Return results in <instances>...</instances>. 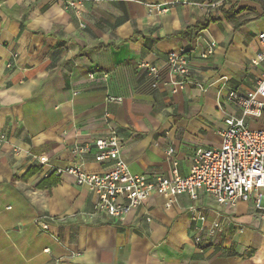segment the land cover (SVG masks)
I'll return each instance as SVG.
<instances>
[{
    "label": "crops",
    "instance_id": "crops-1",
    "mask_svg": "<svg viewBox=\"0 0 264 264\" xmlns=\"http://www.w3.org/2000/svg\"><path fill=\"white\" fill-rule=\"evenodd\" d=\"M172 1L84 0L76 11L63 0H0V264H264V221L248 204L221 206L204 193L197 203L154 196L116 222L90 216L96 198L71 175L39 186L81 162L72 149L92 145L109 123L131 172L150 179L171 176L173 160L187 177L198 150L221 146L226 115L239 114L230 92L245 96L261 75L253 61L264 0H228L220 9L243 25L217 10V22L187 39L173 35L206 18L201 5L209 0ZM175 49L189 52L198 85L176 94L164 84ZM143 62L161 69L158 88ZM92 157L85 172L109 169ZM193 205L223 226L203 252Z\"/></svg>",
    "mask_w": 264,
    "mask_h": 264
},
{
    "label": "built area",
    "instance_id": "built-area-1",
    "mask_svg": "<svg viewBox=\"0 0 264 264\" xmlns=\"http://www.w3.org/2000/svg\"><path fill=\"white\" fill-rule=\"evenodd\" d=\"M70 8L80 11L84 0H63ZM191 0H173L172 5L191 4ZM228 0H209L202 4L208 14L224 7ZM160 9V7H159ZM165 11V10H162ZM261 45L253 63L261 65L262 71L254 91L245 96L231 91L229 101L239 114H228L220 135L222 143L219 148L198 150L192 159V167L187 177H181L178 163L172 161L171 176H157L153 179L145 175H134L122 158V143L117 129L108 124L106 132L92 145H76L74 155L82 157L81 162H73L63 168L54 170L55 177L71 175L76 184L86 186L96 198L94 213L90 216L106 215L116 222H123L135 209L144 205L154 196L165 197L174 201L182 195H188L197 203L200 194L213 198L221 206H235L238 203L250 205L254 215L264 221V129L250 124L251 119L264 115V33L259 35ZM216 47V42H212ZM210 53H213L210 50ZM191 57L186 49H175L168 53L165 60L166 70L172 80L164 83L171 86L176 94L187 88L198 86L190 73ZM146 71L153 88L162 82V71L155 65L143 62L139 65ZM94 78V76H91ZM109 102H122L121 99L108 98ZM109 117V113L106 115ZM6 140L0 136V145ZM174 153L170 149L167 154ZM93 155V161L109 164L103 173L84 171V160ZM43 160L42 164H46ZM192 221L197 224L194 234L195 245L203 252L213 239L223 233L219 221H207L202 211L193 205L189 209ZM44 230L48 227L43 225Z\"/></svg>",
    "mask_w": 264,
    "mask_h": 264
},
{
    "label": "trees",
    "instance_id": "trees-1",
    "mask_svg": "<svg viewBox=\"0 0 264 264\" xmlns=\"http://www.w3.org/2000/svg\"><path fill=\"white\" fill-rule=\"evenodd\" d=\"M259 3L261 4V6L263 8V11H264V1H260ZM218 11L220 12V14L224 15L230 22H232L236 26L243 25L245 23V21L242 22V23L241 22L237 23L235 21V13H232L231 10L227 11V10H225V9L222 8V9H219ZM217 21H218L217 16H212V14L211 15L208 14L206 16V18H204L203 20H200L197 23L196 26H194V27H191V26L190 27H187L185 30L175 33L173 36L174 37H177V38L187 39L191 35H193L194 33L201 32L202 30L207 29L208 26L211 23H215ZM36 171H37V169H31L26 174V177L29 178L30 176H32L33 174H35ZM50 178H53L54 179L53 185H55L58 182V179H59V178L55 177L54 174H52L46 180H44L39 186L40 187H45L49 183V179Z\"/></svg>",
    "mask_w": 264,
    "mask_h": 264
},
{
    "label": "rangeland",
    "instance_id": "rangeland-1",
    "mask_svg": "<svg viewBox=\"0 0 264 264\" xmlns=\"http://www.w3.org/2000/svg\"><path fill=\"white\" fill-rule=\"evenodd\" d=\"M250 123L253 125V127L258 129H264V117L259 119L258 121H250Z\"/></svg>",
    "mask_w": 264,
    "mask_h": 264
}]
</instances>
